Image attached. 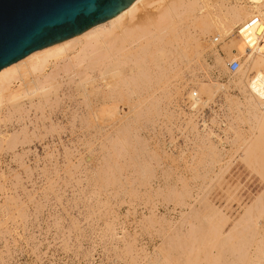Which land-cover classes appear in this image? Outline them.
I'll return each instance as SVG.
<instances>
[{
	"label": "bare ground",
	"instance_id": "obj_1",
	"mask_svg": "<svg viewBox=\"0 0 264 264\" xmlns=\"http://www.w3.org/2000/svg\"><path fill=\"white\" fill-rule=\"evenodd\" d=\"M254 15L264 22V0H134L109 20L1 69L0 146L10 151L8 162L3 154L0 157L3 235L8 230L5 218L25 227L29 220L26 200L5 188L10 178L4 175L3 166L13 162L21 167L25 183L30 182L32 188L29 133L31 127L34 133L43 125L45 132L55 134L62 144L67 133L86 142L97 140L87 152L91 169L84 174L86 180L102 187L94 192L96 203H100L102 190L106 197L114 195L115 203L120 194L127 195L130 207L125 215L134 212L135 229H125L118 210L107 208L106 202L99 210L105 243L115 251L113 264H264V188L251 202L242 205L238 201L231 212L225 201L218 204L208 198L212 193L204 192L217 183L230 190L226 203L231 198L239 200L243 187L237 163L264 181V35L256 44L236 34ZM212 33L223 36L228 50L227 56L213 57L214 67L234 75L232 84L223 86L233 89L235 95L226 88L227 105L218 104L216 111L190 90L181 105L183 72H189L202 93L205 91L196 72L211 71L200 40ZM237 55L243 56L241 65L231 73L227 64ZM164 98L173 105L161 112ZM204 107L210 109L208 115ZM159 113L163 118L152 120V114ZM142 119L153 122L147 129L150 134H159L162 153L158 158L156 149L145 145L149 132L143 137L136 132L138 128L133 130L134 124L142 126ZM173 120H178L180 140L159 132L170 129ZM63 122L70 124L69 131ZM240 122L249 125L248 136L239 134ZM231 140L241 152L229 153L225 143ZM44 144L43 148L49 149ZM66 157L69 167L64 171H70V179L75 180L80 163ZM50 163L56 174L58 164ZM16 178L15 189L19 187L30 202L35 199L22 179ZM51 179L49 188L54 185ZM235 180L238 186L231 190ZM133 200L139 203H130ZM33 204L35 211L42 208L40 203ZM239 211L243 216L238 219ZM230 219L232 226L225 231L223 226Z\"/></svg>",
	"mask_w": 264,
	"mask_h": 264
},
{
	"label": "rangeland",
	"instance_id": "obj_2",
	"mask_svg": "<svg viewBox=\"0 0 264 264\" xmlns=\"http://www.w3.org/2000/svg\"><path fill=\"white\" fill-rule=\"evenodd\" d=\"M200 43L202 44L200 48H202L203 50H201L200 48L199 50L202 51V54L205 58V62L209 66L211 65L210 72L205 71L204 69L198 70L196 72L197 75L199 76V79H202L201 81L204 84L203 88H205V91L202 93L198 85L195 84L194 80H192V78L190 77L192 75H190L189 72L185 71L186 73L185 72L182 73V79H183L182 82L184 83L183 85L184 90L182 92V97L181 96L178 97V100H179V103L183 105V101H186L187 100L186 97L189 95L188 92L190 90H193L194 94L198 98L201 97V99L207 100L206 102L208 103V105L214 109H217L216 111H218V106H219L218 104H221V106L227 105L226 102L228 100L226 99L225 96L229 93H227L226 91L231 90L232 92H230V95L234 94L233 89H228V87H225L224 89V86H223L227 84L228 85L232 84V77L234 75L229 74V72H221V73L218 72L217 69L214 67L213 57L217 56V57L222 58L224 56H227L228 50L223 45L224 44L223 36H218L216 33H212L209 37L201 39ZM192 53L194 52L192 51ZM192 56H194V54H192ZM227 70H229L228 64H227ZM214 84L217 86H214ZM169 97L171 98V96ZM168 99L169 98L167 99L164 98V100L166 101L163 100L162 102H160L161 104H160L159 109L160 108H163V109H160L159 111L164 112L168 108L172 107L173 104H169ZM121 104L122 103H120L119 106H121ZM122 107H125V106H122ZM204 110H205L204 112L206 113V115L210 113V109L208 107H204ZM229 114L231 115V112ZM152 115L153 116L155 115L152 118V120L158 119L157 121H159V119L163 118L160 113H159L160 116L158 114H152ZM222 119H223V115H222ZM224 120L226 121V118ZM142 122H144L143 119H142ZM177 122L178 120L176 122L175 120L170 122L169 124L170 129H168L170 130V132H167L168 130H165V129L159 130V132L162 131V135L167 136L166 138H169L175 135L176 137L175 139L180 140L181 135L179 134L177 127H176ZM63 124L66 130L69 131L70 124L67 122H63ZM152 124L153 122L151 123V121L149 123H145V122L142 123L141 127L138 124H134V125H137V127L133 125V130L136 131V129L138 128L136 132H139V134L141 133L142 135L141 134L140 135L145 137L147 135V132H149V130L147 131V129H149V127L151 128V126H153ZM212 124L215 125V127L217 124L220 125V123H217V124L212 123ZM239 124L242 130L240 131L239 134L242 133L241 135H243L241 137H245L246 134L248 136L249 132H247V129L249 128V125L245 122H242V123L240 122ZM145 127L146 129H144ZM32 129L33 128L31 127L29 134H30V138L32 139L31 148L33 150V153L29 154L30 156L28 160L29 165L32 167L31 179L34 182L32 188L31 189L29 188L31 187L30 182L25 183V172L21 167L15 165L13 162L10 163L9 165L10 167L7 165L3 166V168L5 169L3 170L5 171L4 175H6L7 177L9 176L10 178V181L8 182L9 184L6 183L5 188L9 192H13V193L18 192L20 194L19 196V194L17 193L18 198L20 199L24 198L22 199L23 202L26 200L27 203L25 202L26 203L25 209L27 213L29 214V220L31 223L29 222V220L26 221L27 225L26 223L25 225L26 227H28L27 229L24 225H19L20 221H17L16 223L13 224L9 219L7 220L5 218L6 223L4 225L5 226L8 225L9 231L6 230L4 235L2 232L3 225H1L0 223V229H1L0 230L1 231L0 232V236H1L0 237V244H1L0 251L2 252V253L0 252V259H1L2 264H113L114 257H116L114 254L115 251L112 250L111 247L105 243L107 236L103 235L102 230L100 229L104 226V223L100 219L102 211H99V210H103L105 206V202H106L107 208L109 207H112L113 209L116 208L115 211L118 210V213L120 214V221L121 222L123 221V225L125 227L126 226L128 227V229L127 227L125 228L127 230H129L131 227L132 229L130 230H133L136 228V224H134L135 216L131 215V214H134L133 211H132L133 213L128 212L127 214L128 218L125 215L127 208L130 207L126 203L127 198H128L127 195L120 194L118 202L115 203V200H113L114 195L109 194L106 197L105 191L102 190L99 193V198H98L100 200V203L95 202L94 198L96 197V194L94 192L96 189L101 190L102 187L99 186L98 183H95L90 180H86L84 177V174H88L87 169L89 170L91 169V165L89 163L87 152L89 149H91L90 148L91 142H93L96 145L97 140L94 141L93 139H90L91 142H86L85 138L83 137H76L74 134L71 135L70 133H67L63 137V144H62L61 142H58V138H56L55 134L46 133L43 125L40 128H38L39 132L33 133L31 132ZM140 129L142 131H140ZM33 130H35V128ZM147 136L145 137L146 138L145 145L150 149L153 147L154 151L156 149L154 154L156 153L157 155L155 157L160 156L162 152L158 147L159 141H160L158 138L159 134L155 135V134H150L149 132ZM44 143L48 144L49 149L43 148L45 146ZM238 143H241V140ZM234 144L235 143H233L232 140L227 141L225 143V145H227L226 149H228V151L230 150L229 153L231 151L233 153L241 152L240 149L235 148L236 144L235 145ZM97 149L96 151L98 153L99 148ZM9 152L4 151L0 146V157H1V154H3L7 162L9 161L8 159L10 158L8 157ZM66 155H68V157L70 156L69 158L72 160V162L76 164L77 162L80 163L79 167L76 169L77 170L76 173H79V174L75 180L70 179L69 177L70 171H64L66 168L69 167V163L67 162ZM52 161L58 164L57 166H55L56 170H58L56 174L54 173V171H52V164L50 163ZM237 166L240 167L239 168V172H240L239 182L242 184V187H243L242 188L243 192L239 193L240 194L239 200H235L234 198H231L230 202H227L228 204L226 203L227 196H228L227 193L230 190H228V188H224L225 185L221 186V184L211 183L209 186H207L208 185L207 184L206 185L207 187L204 188V192L206 191L208 192V194L209 193L213 194V195L211 194L212 198L210 194L208 195V198L211 201L213 200L214 202H216L218 200V204L219 202L223 204V202L225 201L224 203L227 207H229L228 210H230V212L234 211L235 207L237 208L238 201L242 205H244V203L251 202L254 198V195L260 192L262 187L264 188V184H263L264 181L261 180L258 174L254 172H252L251 174L249 173V171L247 170L245 171L241 163L239 164L237 163ZM215 167H214V170H215ZM8 168H10V170ZM243 170H244V173L242 172ZM16 175H18L22 179L24 186L28 188L27 190L30 192L31 195L35 197L36 200L32 199L30 202V200L25 196L23 192H19L20 191L19 187L17 188L18 190L15 189L16 183L14 186L13 184L14 182H16V179H17ZM253 176H255L256 179H253ZM50 177L54 179V180L51 179L52 181L51 186L54 184L51 188H49L48 186ZM234 183L236 184L234 186H231L232 187V189L230 188L231 190H233L234 187L238 186V183L236 182V180ZM108 189H110V187H108ZM14 190L15 191L17 190V191L14 192ZM2 191L3 190L0 189V192ZM31 191L34 193H32ZM33 196L32 198H34ZM216 197H219V198H216ZM32 201L33 202L35 201V203H37L36 205L40 203L42 205V208L38 209V211H35V208H34L35 204H33ZM130 203L138 204L139 202L136 203L133 200ZM170 204H172V202ZM0 214H1L0 215V222H1V218H2L1 216L3 214L2 213ZM242 216H243L242 212L239 211L237 213V218L238 219L239 217L242 218ZM125 217L127 218V220ZM3 220H4V216H3ZM97 221H98V225H97ZM231 224L232 222L230 219L223 226V229H225V231H228L229 230L228 228L229 227L231 228L232 226ZM15 225H16V228H15ZM146 232L147 231H145V233ZM13 233H14V236H13ZM10 236H12V238ZM3 238H6V239H3ZM5 240L7 243L5 242ZM119 260H121V258ZM173 264H176V262H174Z\"/></svg>",
	"mask_w": 264,
	"mask_h": 264
},
{
	"label": "water",
	"instance_id": "obj_3",
	"mask_svg": "<svg viewBox=\"0 0 264 264\" xmlns=\"http://www.w3.org/2000/svg\"><path fill=\"white\" fill-rule=\"evenodd\" d=\"M134 0H0V70L109 20Z\"/></svg>",
	"mask_w": 264,
	"mask_h": 264
},
{
	"label": "built area",
	"instance_id": "obj_4",
	"mask_svg": "<svg viewBox=\"0 0 264 264\" xmlns=\"http://www.w3.org/2000/svg\"><path fill=\"white\" fill-rule=\"evenodd\" d=\"M236 34L243 41L246 39H251L256 42V44H258L261 40V37L264 35V22L258 16H251L238 27ZM241 57H239V55L233 56L228 62V69L231 73L236 72L240 67L242 59ZM0 264H2L1 260Z\"/></svg>",
	"mask_w": 264,
	"mask_h": 264
}]
</instances>
